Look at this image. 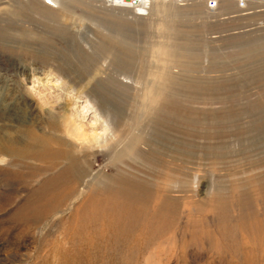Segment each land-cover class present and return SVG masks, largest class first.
I'll use <instances>...</instances> for the list:
<instances>
[{
	"label": "rangeland",
	"instance_id": "obj_1",
	"mask_svg": "<svg viewBox=\"0 0 264 264\" xmlns=\"http://www.w3.org/2000/svg\"><path fill=\"white\" fill-rule=\"evenodd\" d=\"M0 158V264H264V0H0Z\"/></svg>",
	"mask_w": 264,
	"mask_h": 264
},
{
	"label": "bare ground",
	"instance_id": "obj_2",
	"mask_svg": "<svg viewBox=\"0 0 264 264\" xmlns=\"http://www.w3.org/2000/svg\"><path fill=\"white\" fill-rule=\"evenodd\" d=\"M111 1H115V2H118L119 4H129L131 6H137L138 4L142 3L143 0H137L136 4L133 3L132 0H111Z\"/></svg>",
	"mask_w": 264,
	"mask_h": 264
},
{
	"label": "built area",
	"instance_id": "obj_3",
	"mask_svg": "<svg viewBox=\"0 0 264 264\" xmlns=\"http://www.w3.org/2000/svg\"><path fill=\"white\" fill-rule=\"evenodd\" d=\"M132 1H133L134 4H136V2H137V0H132ZM215 5H216L215 1H211V2L209 3V6L212 7V8H213Z\"/></svg>",
	"mask_w": 264,
	"mask_h": 264
},
{
	"label": "clouds",
	"instance_id": "obj_4",
	"mask_svg": "<svg viewBox=\"0 0 264 264\" xmlns=\"http://www.w3.org/2000/svg\"><path fill=\"white\" fill-rule=\"evenodd\" d=\"M7 162V158H0V163H6Z\"/></svg>",
	"mask_w": 264,
	"mask_h": 264
},
{
	"label": "snow or ice",
	"instance_id": "obj_5",
	"mask_svg": "<svg viewBox=\"0 0 264 264\" xmlns=\"http://www.w3.org/2000/svg\"><path fill=\"white\" fill-rule=\"evenodd\" d=\"M49 2H51V0H49Z\"/></svg>",
	"mask_w": 264,
	"mask_h": 264
}]
</instances>
